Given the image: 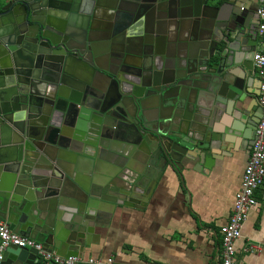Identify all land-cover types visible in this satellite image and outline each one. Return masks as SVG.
Listing matches in <instances>:
<instances>
[{
  "label": "water",
  "instance_id": "obj_1",
  "mask_svg": "<svg viewBox=\"0 0 264 264\" xmlns=\"http://www.w3.org/2000/svg\"><path fill=\"white\" fill-rule=\"evenodd\" d=\"M255 44L213 0H0V220L82 255L116 209L145 205L160 162L209 166ZM0 264L47 263L9 245Z\"/></svg>",
  "mask_w": 264,
  "mask_h": 264
},
{
  "label": "crops",
  "instance_id": "obj_2",
  "mask_svg": "<svg viewBox=\"0 0 264 264\" xmlns=\"http://www.w3.org/2000/svg\"><path fill=\"white\" fill-rule=\"evenodd\" d=\"M213 3L222 13L239 14L257 26L256 0ZM245 77L239 99L218 108L217 140L210 148L215 157L207 158L209 166L200 171L189 164L178 170L160 162L145 205L116 209L83 257L98 260L93 264H107L109 257L114 264L220 263V229L229 219L260 115L255 68ZM256 198L235 241L237 264H264V184Z\"/></svg>",
  "mask_w": 264,
  "mask_h": 264
},
{
  "label": "built area",
  "instance_id": "obj_3",
  "mask_svg": "<svg viewBox=\"0 0 264 264\" xmlns=\"http://www.w3.org/2000/svg\"><path fill=\"white\" fill-rule=\"evenodd\" d=\"M256 4V44L252 63L259 82L256 99L260 115L255 123L250 153L242 172L239 189L234 196L229 219L220 229L221 254L219 264H237L235 241L241 237L242 226L247 220L249 212L258 204L256 192L264 184V0H256ZM9 245L33 248L37 252V259L47 264H93L98 261L85 258L83 255L64 256L47 250L40 241L12 231L6 221L0 220V263L3 252ZM249 249L256 250V247L250 246ZM106 263L114 264L113 258H107Z\"/></svg>",
  "mask_w": 264,
  "mask_h": 264
},
{
  "label": "flooded vegetation",
  "instance_id": "obj_4",
  "mask_svg": "<svg viewBox=\"0 0 264 264\" xmlns=\"http://www.w3.org/2000/svg\"><path fill=\"white\" fill-rule=\"evenodd\" d=\"M147 29H148V32H150V35L152 36L154 34L153 33L154 26L149 25V28H147ZM141 37H142L141 35L135 36L134 46H132L135 53H140L143 51V45L141 44V42H142ZM116 44H117V46H120V44L123 45V43L121 41H118ZM124 184H125V182L121 181V185H124Z\"/></svg>",
  "mask_w": 264,
  "mask_h": 264
}]
</instances>
